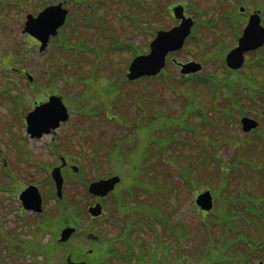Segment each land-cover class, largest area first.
I'll list each match as a JSON object with an SVG mask.
<instances>
[{
	"label": "rangeland",
	"instance_id": "374dc122",
	"mask_svg": "<svg viewBox=\"0 0 264 264\" xmlns=\"http://www.w3.org/2000/svg\"><path fill=\"white\" fill-rule=\"evenodd\" d=\"M0 1H5L0 5V49L11 51L9 62H4L10 72L0 71V89L1 84L9 83L15 97H26L16 113L11 111L12 100L0 101V149L7 158L3 166L0 157V184H11L5 171L13 166L25 181L41 185L43 208L39 214L23 211L20 217L21 204L13 191L0 189V264H65L68 258L76 261L83 257L90 264H98L95 262L104 255H95L88 232L110 242L113 248L99 264H264V244L258 245L264 239V136L246 135L240 127L239 110L218 106L216 95L223 91L198 83L200 77L212 74L242 82L252 73L257 80H264L263 66L258 63L264 49L247 55L251 63L235 73L225 72L216 56L235 45L234 34L239 23L243 24L242 16L229 13H238L239 6L246 5L241 14L246 21L251 10L259 9L255 6H264V0L183 3L199 24L212 25L208 29L200 26L199 38L193 30L191 36L196 40L186 42L174 55L183 62L199 57L203 65L200 77L181 85H166L163 79L123 84L134 50H147L156 27L175 25L168 10L175 0H131L133 6L120 0H55L52 3L66 2L68 15L60 34L42 53L31 37L21 33L26 14L34 13L30 6L22 8L18 0ZM262 12L264 23V9ZM126 43L132 47H125ZM12 66L30 73L32 86L24 75L13 72ZM168 74L180 77L178 69L169 63L166 79L174 82ZM247 85L254 86V82ZM83 86L85 92L78 98L82 102H77L74 99ZM48 91L66 95L63 99L70 108L69 120L55 138L30 140L24 116L34 97L41 94L38 99L42 100ZM121 91L123 96H116ZM243 96L239 106L253 114L261 113V117L248 115L264 128V110L241 91ZM187 100L190 103L183 107ZM3 104H9L10 110ZM99 107L105 115L95 114ZM79 108L94 115L85 117ZM110 112L114 115L109 121L105 116ZM51 145L60 155L71 158L69 164L78 167L77 172L69 167L64 171L62 203L55 193L46 195L53 187L50 170L59 164L49 149ZM21 146L28 149L27 160L18 156L17 147ZM47 166V172L41 168ZM112 174L121 175L123 181L102 203L104 214L90 217L87 208L94 201L87 192L88 183ZM123 188L131 190L125 192ZM204 189L211 191L215 207L202 216L193 192ZM157 209L170 229L150 213ZM45 216L51 222L48 227L57 222L76 227V221L78 238L54 248L61 228L52 232L36 226ZM128 230L135 245L130 252L123 250ZM157 240L162 246L155 258L151 254ZM37 244L52 248L51 258L38 253ZM136 244L143 250H137ZM89 249L94 250V257L85 256ZM137 253L144 256L138 262Z\"/></svg>",
	"mask_w": 264,
	"mask_h": 264
},
{
	"label": "water",
	"instance_id": "95a60500",
	"mask_svg": "<svg viewBox=\"0 0 264 264\" xmlns=\"http://www.w3.org/2000/svg\"><path fill=\"white\" fill-rule=\"evenodd\" d=\"M174 15L181 18V24L168 31H160L156 38L150 44V51L146 55H141L133 59L129 66L127 78L129 80L137 79L143 75H155L165 64V57L170 51H176L183 45L185 38L188 36L192 27V20L183 16V7L176 6L173 8ZM67 9L63 7L61 2L45 7L36 16L28 14L24 24L23 33H28L41 42L39 47L43 51L47 45L50 36L57 33L66 19ZM264 44V27L260 24V16L254 13L249 17L248 24L243 30L242 36L238 40V46L232 49L226 55V64L232 69H238L244 61V53L255 50ZM183 74L193 73L200 70V65L195 62L180 64ZM29 79L32 78L29 76ZM44 110L45 119L37 122L36 114ZM68 118L66 107L61 99L57 96H50L46 103L37 106L32 112L26 116L27 132L31 137H39L43 132H49L52 128L58 126L60 121ZM243 129L249 130L255 127L256 123L250 119L243 118ZM53 180L56 183L57 194L61 195L62 177L59 168L52 171ZM120 180L118 176L93 182L89 185L88 191L94 195H105L112 190L115 184ZM20 201L27 210L41 211V197L36 187H28L20 195ZM196 204L203 210H210L212 206L211 195L208 191L201 193ZM92 216H98L101 213V206L96 204L89 208ZM74 232L73 228H65L61 232L59 241H66ZM68 264H86L68 263Z\"/></svg>",
	"mask_w": 264,
	"mask_h": 264
},
{
	"label": "trees",
	"instance_id": "16d2710c",
	"mask_svg": "<svg viewBox=\"0 0 264 264\" xmlns=\"http://www.w3.org/2000/svg\"><path fill=\"white\" fill-rule=\"evenodd\" d=\"M31 1H33L31 4L28 3L29 2L28 0H26L25 2L23 0H21V1L18 0L16 3L19 4L22 8H23V6L28 5L32 9L31 11L36 13L40 8H43L44 6H47L48 4H51L52 2H55V0H31ZM77 1H79V0H77ZM86 1L87 0H81V2H85V3H86ZM120 1L124 2L125 4H126V2L130 1V2H128V4L132 5V6L134 5V4L131 3V0H120ZM4 3H5V1H0V5H3ZM11 3L7 2L6 4H11ZM10 55H11V51H9L7 49H0V71L2 73L10 72V70L7 69L4 66L5 65V63H4L5 60H7L9 62L8 59L10 58ZM263 58H264V56H263ZM263 58L261 56H258V59H259L258 63L260 65H263L262 70H264V59ZM15 69H16L15 66L11 67V70L14 71ZM204 82L207 83V80H204ZM223 82L224 83L226 82V90L222 94V98L225 99V102L229 100L230 101V105L235 107V109L237 108L240 112L248 113L247 110L245 111L238 104V100H242V98H244V96L243 97H239L241 95V91H243V92H246L247 98L251 99L250 100L251 103H255L256 106L261 111L264 110V97H263L264 96V80L259 81L256 78H254V76L253 77L251 76V77H248V79L246 81L237 82L236 78H230L229 77V79H224ZM247 82H250L252 84L254 82V86L249 87L247 85ZM239 83H241V85ZM8 84L9 83L1 84L2 89H0V101L7 102L6 100H8V101L12 100L14 102V104H13L14 106H13L11 111L16 113L17 111H19V109H18L19 103H16V102H18L17 98H15V96L11 95V93H10L11 89H10ZM233 92H234V94H233ZM236 95H237V98H235ZM217 102H218L217 104L219 105L220 102L219 101H217ZM3 105L7 106L8 109L10 110L11 107H9L10 106L9 104H3ZM260 136H261V134H260ZM262 136H264V135L262 134ZM261 201L264 203V199H262ZM263 210H264V207H263ZM261 217H263V216H261ZM53 223H55V222H52V224ZM57 223H59V222H57ZM50 224H51V222L46 220V216H45V218L40 223H36L35 225L36 226H40V228L41 227L42 228H47ZM52 226H55V225H52ZM42 248L43 247L40 244L36 245L37 252L38 251L40 252L42 250ZM42 252H44V251H42Z\"/></svg>",
	"mask_w": 264,
	"mask_h": 264
},
{
	"label": "flooded vegetation",
	"instance_id": "af4514ba",
	"mask_svg": "<svg viewBox=\"0 0 264 264\" xmlns=\"http://www.w3.org/2000/svg\"><path fill=\"white\" fill-rule=\"evenodd\" d=\"M256 10H258V9H253V10H251L248 14H247V19H248V16L250 15V13H252V12H254V11H256ZM261 10V9H260ZM260 13H261V19H262V17H263V12H262V10L260 11ZM240 14H243V12H240ZM187 16V15H186ZM245 17L242 15V22L243 23H245ZM178 22V21H177ZM39 97H40V95H38ZM48 96V95H47ZM47 96L46 95H43V98H42V100L43 101H45L46 100V98H47ZM42 100H39V99H36V100H34L33 101V106L34 105H36V104H38V103H40ZM107 117V116H106ZM112 116H109V117H107L108 119H110ZM64 123H66V122H64ZM64 123H61L60 124V127L58 128V129H60L61 127H62V125L64 124ZM57 132H58V130H55V131H51V133L50 134H48L47 136H49V137H51V138H55V135L57 134ZM43 136H45V135H43ZM42 138V137H41ZM51 148V150L53 151V153L55 154V151H54V149H53V147H50ZM26 160H27V158L26 157H24ZM62 158H63V161H62ZM58 159H59V164H55V165H53L52 167H54V166H57V165H62L61 166V171L62 170H68V167L71 169V170H73L74 171V169H73V167H72V165L71 164H69L70 163V159L71 158H68V157H63V156H58ZM24 163V162H23ZM63 163V164H62ZM8 175L10 176V177H12L13 176V179H12V181H11V186L14 188V195L16 196V195H19V193L22 191V190H24L27 186H29V185H36L37 187H38V189L40 190V192H41V185H39L38 183H36V182H28V181H25V179L22 177H20V175H19V173H17L16 174V169H14V167L12 166V168L10 169V172H8ZM49 193H47L46 195H48ZM111 194V193H110ZM107 196H109V194L107 195ZM107 196H105V197H95V196H92L93 197V203H96L97 201L102 205V203L104 202V200L106 199V197ZM102 208H103V206H102ZM200 213H201V215H205L207 212H205V211H200ZM102 214H104V208H103V210H102ZM101 216V215H100ZM96 218V217H95ZM79 233V232H78ZM78 233H76V234H74L72 237H70V239L68 240V242L71 240V239H73V238H78V236H77V234ZM93 234V236H89L90 234ZM131 232H130V230H128L126 233H125V236H128V239H126L125 241H124V249L123 250H126V251H128V250H134V248H135V245H133L132 244V240L133 239H130L131 238ZM87 237L89 238V242H91L93 245H94V247H95V255H97V254H101V252H103V254H101V256L102 255H104L105 257H109L110 255L107 253L108 251H110V250H112L113 248H112V246H111V243L110 242H103L102 241V239L100 240V238L98 237V235L97 234H95V233H93V232H88L87 233ZM137 245V244H136ZM155 245H156V247L158 246H161L162 244H160V242H159V240H157V242L155 243ZM169 246V245H168ZM167 246V247H168ZM106 247V248H105ZM105 248V249H104ZM104 249V250H103ZM168 249H169V247H168ZM93 249H89L88 250V254L90 255V256H93ZM155 251H157V249L155 250ZM169 253H170V251H169ZM230 254H228V256H229ZM155 256L157 257V253H155ZM94 257V256H93ZM104 257V258H105ZM68 260H70V258H68ZM76 260V259H75ZM82 260V258L81 259H78V260H76V261H73V260H70V261H73V262H79V261H81ZM102 260V259H101ZM101 260H99V261H101Z\"/></svg>",
	"mask_w": 264,
	"mask_h": 264
},
{
	"label": "snow or ice",
	"instance_id": "6c2138e0",
	"mask_svg": "<svg viewBox=\"0 0 264 264\" xmlns=\"http://www.w3.org/2000/svg\"><path fill=\"white\" fill-rule=\"evenodd\" d=\"M36 119H37V122H40L43 119H45V112H44V110H41V112H39V113L36 114Z\"/></svg>",
	"mask_w": 264,
	"mask_h": 264
}]
</instances>
